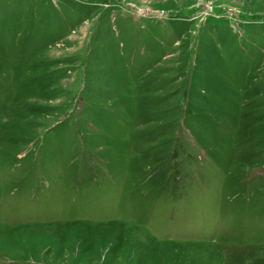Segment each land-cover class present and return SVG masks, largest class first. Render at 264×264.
Wrapping results in <instances>:
<instances>
[{"label":"rangeland","instance_id":"1","mask_svg":"<svg viewBox=\"0 0 264 264\" xmlns=\"http://www.w3.org/2000/svg\"><path fill=\"white\" fill-rule=\"evenodd\" d=\"M0 264H264V0H0Z\"/></svg>","mask_w":264,"mask_h":264}]
</instances>
